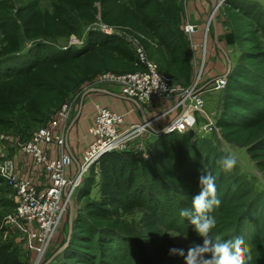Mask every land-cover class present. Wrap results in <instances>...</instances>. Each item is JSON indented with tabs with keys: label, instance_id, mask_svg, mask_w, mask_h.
<instances>
[{
	"label": "rangeland",
	"instance_id": "1",
	"mask_svg": "<svg viewBox=\"0 0 264 264\" xmlns=\"http://www.w3.org/2000/svg\"><path fill=\"white\" fill-rule=\"evenodd\" d=\"M246 1L251 0H215L216 7L208 6L206 23L199 29L188 22L190 0H113L108 3L105 0H0V67L7 69L0 70V78L3 77L0 81V264H60L61 252L73 246L78 253L87 252L84 254L89 263L93 261L90 264H153L155 260L159 262L156 264H164L165 260L185 264L184 257L170 255L169 249H183L186 255L189 247L203 244L194 241L197 234L194 225L179 212L191 207L192 198L201 190L199 177L205 173L214 176L221 201L220 206L209 213L216 220L210 236L213 240L243 237L244 247L249 249L251 256L246 264H264V206L251 204V201L248 204L229 171L222 172L220 181L219 162L214 173L209 171L210 166L202 160L206 156L210 164L212 154L208 151L202 158L193 154L195 161L191 165L185 158L180 159L187 151L183 146L179 148L171 139H164L167 144L160 148L162 158L170 159L175 155L174 161L175 158L180 161L173 168L162 167L164 163H160V175L144 183L150 192L156 193L152 196L161 200L158 208L163 207L166 213L163 212L160 219L151 216L154 214L135 200L144 188L139 185L137 192V182H143L139 173L113 171L108 161L101 160L104 156L85 172L76 173L74 166V162L81 165L91 142L89 130L97 117V108H108L95 103L92 112L86 113L84 105L91 90L119 91L118 83L102 80L103 76L144 70L138 56L141 51L147 61L169 77L176 91L170 97L138 103L149 111L143 120L136 116L137 120L126 122L125 113L118 112L123 115L118 130L128 134V139L125 146L116 151L133 149L149 158L154 149L153 139L168 134L165 127L187 112L193 115L195 122L181 134H190L192 141H204L205 147H217L225 155L234 156L240 172L264 190V117L250 111L261 109L264 112V97L247 86L248 78L239 76L246 66L264 73V37L256 34L252 22L243 15ZM252 1L264 5V0ZM175 20H179L184 48L170 50L168 54L157 37L166 28L170 29V22ZM189 24L194 26L192 32L185 31ZM150 25L154 29H149ZM93 32L118 36L129 48L122 40H116L111 47L93 49ZM228 33L234 35L233 44L225 42ZM86 43L91 46V52L81 51L75 56L74 50ZM26 50L27 54L21 56ZM40 61L43 62L32 74L22 70ZM234 68L238 69V74L230 80L228 77ZM17 69L22 70L20 75L7 76ZM221 78L227 83L216 89L214 86ZM236 80L247 85H240ZM196 96L202 100L200 112L192 109ZM131 108L138 113L133 104ZM230 112L236 117L228 120L236 123L220 125ZM61 114H65L64 117ZM82 115L90 119L85 127L88 143L73 158L71 166L65 168L66 178L76 176L78 182L70 190L68 202L61 201L60 219L50 241L42 248L37 238L30 240L25 231L31 230L38 236L41 230L37 222H29L18 214L19 206L25 203L19 186L26 184L31 188L32 202L55 201L49 195L53 171L47 165L62 159L66 151L68 153L71 147L69 141L67 143L71 128L68 125L73 118L78 120ZM53 121L56 125L52 136H62L64 146L56 141L37 143L36 147L48 160L40 162L26 146L40 130L52 126ZM209 122L211 128L205 129L203 126ZM135 125L144 128H134ZM171 143L178 147L176 152H170ZM161 180L172 188L160 194L157 191L164 188ZM103 193L109 197L124 196V203L104 206ZM172 201L181 209L170 208L168 205ZM237 214V221L228 223V219ZM87 220L106 228L107 237H113L108 238L113 240V246L102 249L101 257L106 256L105 260L98 257L93 247L95 236L91 239ZM123 237L139 241L141 247H122ZM75 260H79L78 257L70 260L71 264H82Z\"/></svg>",
	"mask_w": 264,
	"mask_h": 264
},
{
	"label": "trees",
	"instance_id": "2",
	"mask_svg": "<svg viewBox=\"0 0 264 264\" xmlns=\"http://www.w3.org/2000/svg\"><path fill=\"white\" fill-rule=\"evenodd\" d=\"M110 1H113V0H105V2H107V3ZM244 4L246 7V10L242 11L243 15L245 16V18L247 20L252 22L251 23L252 28L254 29L256 34L257 35L259 34V35L264 37V5L259 4L258 2H255L252 0L246 1V2H244ZM149 29H154V28L150 25ZM157 38L159 39L158 42L161 44V46H163V50H165L168 54L171 53L170 50L176 51V50H182L184 48L185 41H184L183 35L180 34L179 20H175L174 22H170V29L166 28V30H164V32H162V34L160 36H158ZM224 38H225V42L227 44H233L234 43V35L232 33L226 34V36ZM92 39H93V42H92L91 46L94 45L93 49H98L101 47H111L110 44L114 45L115 44L114 42L116 40L117 41L122 40L123 45H125L127 49L129 48L126 41H124L123 39L119 38L118 36H115L112 34L106 35V34H102L99 32H93L92 33ZM87 44L88 43H86V45H84L83 47L76 49V51L74 50V52L76 53L75 56L79 55V53L81 51L82 52H86V51L91 52V50H90L91 46L89 44L88 45ZM94 47H96V48H94ZM27 52H28V50H26L25 52H23L20 55L24 56L27 54ZM77 52H78V54H77ZM70 53H68V55ZM73 57H74V55H73ZM263 58H264V55H263ZM42 62L43 61H40L38 64L35 63L36 65L34 64L35 66H33L32 68H23L22 70L26 71L27 72L26 74H32ZM0 68H1L0 70H7V69H4L5 67H0ZM245 68H246V70H240L239 76H244V77L248 78L250 80V82L248 83V85L240 82V80H236V82L240 85H244V86L247 85L250 88L256 89L257 90L256 92L264 97V73L260 72L259 69H253L250 66H248V67L246 66ZM22 70L17 69L16 72H12V73L8 74L7 76H10V77L18 76L21 74ZM237 70L238 69L234 68L233 71H231L232 73H231V75H229L228 79H230V80L235 79L234 76L238 74ZM7 76H4V77H7ZM2 78L3 77L0 78V81ZM226 83H227V80H226ZM252 85L254 87H252ZM250 111H251V113L258 114L262 118L264 117V112H261L262 111L261 109H253ZM235 117L236 116L233 114V112L232 113L230 112V114L228 116L222 118L223 121H225V122H221L220 125L221 124L224 126L233 125L234 123H236V121L230 122V120H228V119H234ZM166 138L171 139L177 145L179 144L178 145L179 148L183 146V148L187 150V151L185 150L186 153L184 152V154H183L185 156H183V157L180 156L181 157L180 159L185 158V160L190 162L191 165L195 161L194 156H192L193 154L197 155L198 158H202L201 156L204 155L205 151H208L209 154L211 153L212 154L211 161L212 160L213 161L212 162L209 161L210 164L207 163L208 159L206 156H205V158L203 157L202 160L205 162V164H208L210 166V169H208V170L211 171L212 173H214V171L217 169V163L225 156V154L222 151H219V149L217 147H213V148L211 146L208 148L205 147L206 143L204 141H202L201 143H198L195 140L192 141L190 134H187V133H183V134H181V133H168V134H161L159 136H156L153 139L152 147L154 149H153L152 153L151 152L149 153L150 154L149 158L144 157L140 151L133 150V149L130 150L129 152L128 151H121V152L113 151V152H110L108 154H105L104 157L101 158L102 161L105 160V161L109 162L108 164L112 168L111 170H113V171H118L121 173L122 172L124 173V171H128L127 173H131V174L139 173V176L141 177L140 179L142 180V178H143V182H141V184H139V182H137V185H136L137 192H138L139 185L144 186V188L142 189L141 194L139 196H136V198L134 196V198L138 204L141 203V205L143 206L144 209L149 211L151 214H154V215L150 214L151 216H155V218L157 217L158 219L161 218L162 213L164 212L163 207H161V209L158 208V207H160V205H158V204L161 202V200L155 199V196H152V195H154L156 193L150 192L149 187L145 186L144 183H145V180L150 179L153 181L154 178L156 179V177H158V175H160L159 174L160 168H162V167L173 168V166H175V164L179 163V161H180L179 159H176V158L174 161L173 157L175 155L170 159H168L166 157H165V159L162 158L160 148L166 147L167 142H164V139H166ZM175 144L171 143L170 152H176L178 147ZM212 145H214V144H212ZM206 148H207V150H206ZM160 163H164L163 164L164 166L161 167ZM218 167H219V171H220V175H221V179H220V181H221L222 180V172L225 169L223 168V166L221 164ZM229 173H230L231 177L233 178V180L235 182L237 181V185L240 188V189L238 188V191H239L240 195H242L246 198V202H248V204H250V201H251V204H253V202H254L256 204L258 203L257 204L258 206L260 204L261 205L263 204V206H264V190L259 189L255 185L252 178H250L246 174L240 172L238 165H236L231 171H229ZM126 178H128V176ZM161 181L163 182L162 186H164V188H161V187L159 188L157 193H160V194L163 193L164 191H167L166 189L172 188L164 180H161ZM234 187L235 186L232 185L231 189H233ZM144 191L146 193L143 194ZM173 191H175V190L173 189ZM231 191L232 190H230L229 192H231ZM115 192H117V191H115ZM104 193H103L102 200H101V202H102V204H104V206L107 204L108 205L112 204V203H120V204L124 203V199H125L124 196H113V197L110 196L109 197V195H105ZM169 194L174 195L172 193H169ZM142 195H145V196L148 195V196L143 197ZM151 198H154L155 200L153 199V201H152ZM171 198L175 200V198L173 196ZM141 199H143V200H141ZM255 201H257V202H255ZM168 206L172 209L174 208V206H176L177 209H181V207H178V205H175L173 201ZM174 210H175V208H174ZM174 210H172L171 213H173ZM164 213H166V212H164ZM164 215H163V217H166ZM238 216H239V214L235 215V218L230 217L231 220L228 219L229 220L228 223L229 222H236L238 219ZM87 221L89 222L88 227H87L88 231H90L91 235H92L91 239L94 238V236H95V241H94L93 247H95L97 254L99 255L98 257L100 258L103 254V250H102L103 248L109 249V247L113 246L112 245L113 240H109V239H113V237H110V238L107 237L108 233L106 232V228L94 225L90 222V220H87ZM187 222H189V221H187ZM120 234L122 235L123 233H120ZM195 235L196 236H194V241H197L200 243L203 242V239L201 237L200 238L202 240L200 238H198L197 234H195ZM122 236H124V234ZM125 237H128V236H125ZM123 238H122L123 241L120 242L122 244L121 245L122 247H128L129 248L132 245L134 247H137V249L141 247L139 241L137 242V241H134L133 239L131 240L128 238H124V239ZM84 253H87V252H84ZM84 253H82V252L78 253V250H76L75 246H73L70 249H65L64 251L61 252V256H62L63 260L60 262V264H71L70 260L77 259V257L79 259V260H75V262H77V263H80V262L82 264L92 263L93 262L92 260H90V263H89V260L87 259L88 256L85 255ZM142 255H144V254H142ZM104 256H105V254H104ZM262 257H264V254ZM100 259L105 260L106 256L103 258L101 257ZM262 260L264 262V258ZM156 263H159V262H157L155 260L153 262V264H156ZM164 264H179V262L176 261V263L175 262L172 263V262L165 260Z\"/></svg>",
	"mask_w": 264,
	"mask_h": 264
},
{
	"label": "built area",
	"instance_id": "3",
	"mask_svg": "<svg viewBox=\"0 0 264 264\" xmlns=\"http://www.w3.org/2000/svg\"><path fill=\"white\" fill-rule=\"evenodd\" d=\"M193 29V25L189 24L185 26V31L187 32H192ZM138 52L139 61L145 66L144 70L119 75L107 74L103 76L102 80L118 83V93L125 98L133 100L136 104L143 103L152 98H166L172 96L176 89L170 83L169 77L160 72L154 63L147 61L144 55L140 53L141 51ZM225 82V78H221L216 82L214 87L220 89L224 87ZM201 104L202 100L196 96L194 98V106H192L193 111L200 112L202 110ZM64 111L63 107V112ZM96 112L97 117L89 130L91 142L87 150L84 152L81 165L76 163V173L78 174L88 170L92 164L97 163L105 154L122 149L128 139V134L121 133L118 130L119 125L123 122L122 114L113 112L105 107L97 108ZM63 115L61 114V117ZM194 122L193 115L185 112L178 117H175L165 127V132L182 133L190 129L194 125ZM55 125L56 122L53 121L52 126L40 130L26 146L28 149L27 151L31 152L33 157L40 162L48 160H46L44 154L36 147L37 143H50L56 141L57 144L64 146V139L62 136H52V130ZM211 126V122H209L203 127L208 129L211 128ZM134 128L143 129L144 126L135 125ZM73 161V157L66 151V153L63 154L62 159L51 161L47 165L48 168L53 171L51 175L53 182L49 195L51 194L55 201L52 200L40 203L32 202L30 200V197L32 196L31 188L26 184H20L19 186V194L22 196L25 203L19 206L18 214L29 222L32 220L37 222L39 229L41 230L38 236L31 230L25 231L30 240L37 238L39 243H41L42 248L50 241L55 226L60 219L63 210L61 207V201L65 203L68 202L67 197L70 190L77 185L78 179L76 176H73L70 179L66 178L65 168L69 165L71 166ZM9 178L10 176L6 174V179L10 181Z\"/></svg>",
	"mask_w": 264,
	"mask_h": 264
},
{
	"label": "clouds",
	"instance_id": "4",
	"mask_svg": "<svg viewBox=\"0 0 264 264\" xmlns=\"http://www.w3.org/2000/svg\"><path fill=\"white\" fill-rule=\"evenodd\" d=\"M219 163L225 171H231L237 160L234 156L225 155ZM199 184L201 190L192 198L191 207L181 209L179 215L190 220L197 234L203 238V244L189 247L186 255L179 248L169 249V254L184 257L185 264H246V259L250 260L251 256L249 249L244 247L243 237L237 235L227 240H213L210 236L216 220L209 213L221 204L214 176L210 173L201 175Z\"/></svg>",
	"mask_w": 264,
	"mask_h": 264
},
{
	"label": "crops",
	"instance_id": "5",
	"mask_svg": "<svg viewBox=\"0 0 264 264\" xmlns=\"http://www.w3.org/2000/svg\"><path fill=\"white\" fill-rule=\"evenodd\" d=\"M211 1L212 0H190V13L188 15V22L196 24L199 29L203 28L206 23L207 13L209 14L208 6H212ZM213 28H216L215 24H213ZM214 39L216 40V37ZM221 51L223 53V49H221ZM91 92L92 93H90L87 98V103L84 105V107H87L86 113L90 112L93 109V105L95 103H101L103 106H106L111 110L123 114L125 113L126 122L137 120L136 116L143 120L146 118L147 115H149V111L145 107H141L140 105L136 104L133 100L121 96L116 90L111 92L110 90L106 91L103 89H95L91 90ZM131 104H133L137 108L138 113L131 108ZM83 116L84 115H82L78 120L73 118L72 123L70 122V124L68 125V127L70 128L71 126V128L70 130L68 128V130L70 131V135L68 137L69 140H67V143L69 141V145H71V147L69 150L67 145L66 147L68 153H70L73 158L78 156V154H80L81 152L80 150H83L85 146H87V141L89 139L86 137L85 127L87 125V122L90 121V119H85ZM50 154H53V152ZM74 166L76 167V162H74Z\"/></svg>",
	"mask_w": 264,
	"mask_h": 264
},
{
	"label": "water",
	"instance_id": "6",
	"mask_svg": "<svg viewBox=\"0 0 264 264\" xmlns=\"http://www.w3.org/2000/svg\"><path fill=\"white\" fill-rule=\"evenodd\" d=\"M212 2V7H213V9L216 7V2H215V0H212L211 1ZM225 77V76H224ZM64 246H65V244L56 252V253H58L61 249H63L64 248Z\"/></svg>",
	"mask_w": 264,
	"mask_h": 264
}]
</instances>
